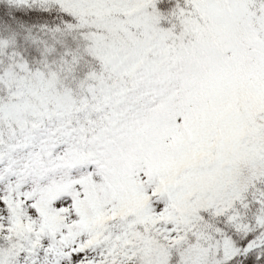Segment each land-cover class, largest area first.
<instances>
[{
    "label": "snow or ice",
    "instance_id": "snow-or-ice-1",
    "mask_svg": "<svg viewBox=\"0 0 264 264\" xmlns=\"http://www.w3.org/2000/svg\"><path fill=\"white\" fill-rule=\"evenodd\" d=\"M0 264H264V0H0Z\"/></svg>",
    "mask_w": 264,
    "mask_h": 264
}]
</instances>
